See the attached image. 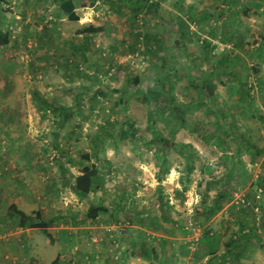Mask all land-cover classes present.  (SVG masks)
<instances>
[{
  "label": "rangeland",
  "instance_id": "374dc122",
  "mask_svg": "<svg viewBox=\"0 0 264 264\" xmlns=\"http://www.w3.org/2000/svg\"><path fill=\"white\" fill-rule=\"evenodd\" d=\"M112 1L83 9L85 24L59 0L0 4V219L15 201L65 217L52 238L0 222V264H137L143 252L157 254L147 264H224L230 252L225 264H264V0H166L193 34L165 62L144 37L162 35V10ZM202 11L212 19L200 25ZM89 24L102 29L82 33ZM92 165L101 186L81 197L75 178Z\"/></svg>",
  "mask_w": 264,
  "mask_h": 264
},
{
  "label": "trees",
  "instance_id": "16d2710c",
  "mask_svg": "<svg viewBox=\"0 0 264 264\" xmlns=\"http://www.w3.org/2000/svg\"><path fill=\"white\" fill-rule=\"evenodd\" d=\"M94 1H92V0H59V6H60V9L62 10V12L65 13V15H68V18L70 20L79 21V16L76 14V9L80 8V7H89L90 8L94 5V3H93ZM147 1L149 3H151L150 6L152 7V9L157 10L159 8L162 10V12H159V14H160L162 22H163L164 31L160 37L151 38L148 34H146L144 37L146 38V40H148V42H150V39H154L156 46L164 49L163 61L165 62V60L168 59L169 51L170 52L172 51L170 48V44L174 40L176 42H179L180 38H184V37L187 38V37H189L190 34H193V32H191V33L188 32V29L184 31L182 29V27L180 26L179 20H180L181 15H177V13H175L171 10L169 11V9H166V7L163 6L164 2L165 3L167 2L166 0H162L159 4H156L155 1H149V0H140V1L129 0V2L127 0H113L110 4L111 5H117V6H119L120 9L123 6L133 5L131 7L133 9H136V11H137L139 8H143L142 6H144V4ZM225 1L226 2H232V0H225ZM5 2H6V0H0V4H3ZM202 12L199 14L198 18L194 17L195 21L198 22L200 25H202V23L208 22L212 19L211 13L205 12V11H202ZM214 16H216V15H214ZM222 16H223V13L222 14L218 13L216 18H220ZM101 29L102 28L99 26H95V25L90 24V25L84 27V29L82 30V33H85L88 35L89 34H96ZM9 42H10L9 31H7V32H1L0 31V45H2V46L7 45ZM253 43H258L257 39L254 40ZM199 44L200 45L203 44L204 45L203 47L209 45L208 42H205L203 40L200 41ZM258 44H260V43H258ZM243 47L246 48L245 46H243ZM260 47H264V43H261ZM244 48H242V49H244ZM152 52L157 54L158 51H152ZM233 61H234V59L232 57L224 56L223 60L219 61L218 63L224 64L226 62L225 67L228 66V68H229V65ZM188 62L189 61L187 59H185L186 74H188V76H194V74H192V73L189 74L188 73L189 71L187 72L186 68L194 69V67H196V64H193L191 66V64H188ZM218 67L219 66H217V68ZM163 68L165 69V71H167L168 70L167 64L163 65ZM253 71H255L256 73L259 72V70L257 68L255 69V67L253 68ZM215 72L216 71L213 72L214 76L217 74ZM223 72L226 73L225 71H223ZM230 72H232V70H230ZM228 74H231V73H228ZM138 82H139V80L135 79V83L137 84ZM244 82L245 83H243V84H245V86H247L248 82L247 81H244ZM210 84H213V83H210ZM203 86H204L203 91H209V93L213 94V89L209 86V84H208V86L205 85V81H204ZM91 89H92V87L89 86V90H91ZM96 91L98 92L97 96L106 97V95H107L106 88L102 85H98L96 87ZM248 91L250 92V90H248ZM113 92H115V91H113ZM47 102L46 101L44 103L42 102L43 104L41 103V107L45 106ZM72 112L73 111H71L70 108L65 107L64 109H60V113L58 114L60 116V122L63 121V123L64 122L66 123L68 121V117H70L73 114ZM130 128H132V124H131ZM130 132L133 133L134 131L131 130ZM125 134H127V133H125ZM161 142L163 143V146L165 148L175 147L177 145L173 139L161 138ZM255 149L258 151L257 147H255ZM86 157H87V155H86ZM5 164H6V161H5ZM189 169L191 171L192 167H190ZM1 174H6V172L2 171ZM74 183H75V185H74L75 192L79 196L86 198L101 186V179L99 177V172L97 171L96 167H94V165L85 166L83 168L81 174L75 178ZM262 184H264V183H262ZM261 188H262V186H261ZM262 192L264 194V191H262ZM213 207H211V208H213ZM212 210H214V208ZM101 211H102L101 207H92L87 212V217L91 218V219H95L99 216V213ZM6 216L7 217H5L4 219H0L1 224L12 223L11 221H18V224L20 227H30V228L41 229L50 238H52L51 228H53V226L56 225V223L59 219L65 218L61 215L58 208H56L54 206H48V207L41 208V209L39 208V209L32 211L31 213H26L25 211H22L21 209H19V207L14 203L9 206V208L6 212ZM232 244H237V242H234ZM230 245H231V243H230ZM238 250H240V248H238ZM234 253L236 255V259L238 260L239 256H240V251L236 250ZM230 255H231V252H230ZM230 255L229 256H222L221 261L225 264L226 260L224 261V259H226V258L229 259ZM142 256L148 257L147 252H143ZM208 262H209L208 264H217L216 259H211Z\"/></svg>",
  "mask_w": 264,
  "mask_h": 264
},
{
  "label": "crops",
  "instance_id": "0c3cea01",
  "mask_svg": "<svg viewBox=\"0 0 264 264\" xmlns=\"http://www.w3.org/2000/svg\"><path fill=\"white\" fill-rule=\"evenodd\" d=\"M83 9L84 10H87V9H89V7H80V8H77L76 9V14L79 16V21L78 22H81V24H85V23H83V22H85L84 20H82L83 19V17L86 15L84 12H83ZM87 17V16H86ZM88 18V17H87ZM87 22H92V21H87ZM90 25V24H89ZM92 25H94V24H92ZM88 26V25H87ZM96 26V25H95ZM13 139H14V137H12V140H10L11 141V143H12V141H13ZM10 142L8 143V145L7 146H10V144H11ZM6 163H8V161H6ZM13 204V203H12ZM14 204H16L17 206H18V201H15L14 202ZM11 205V204H10ZM9 205V206H10ZM9 208V207H8ZM134 256V258H136V260H138V261H136L137 262V264H147V262H152V263H154V260L153 259H155V257L157 256V254H150L149 255V257H147V258H143V256H142V254L141 253H138V254H134L133 255ZM170 260H172V262H174L175 264H177L175 261L176 260H178V258L177 257H175V256H173V258H170ZM145 261V262H144ZM136 262H134V263H136Z\"/></svg>",
  "mask_w": 264,
  "mask_h": 264
}]
</instances>
